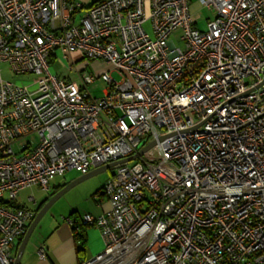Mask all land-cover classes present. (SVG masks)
Wrapping results in <instances>:
<instances>
[{
  "label": "built area",
  "instance_id": "2783aa9c",
  "mask_svg": "<svg viewBox=\"0 0 264 264\" xmlns=\"http://www.w3.org/2000/svg\"><path fill=\"white\" fill-rule=\"evenodd\" d=\"M198 1L206 30L193 0H0V264L35 215L21 189L106 164L79 264H264V0ZM75 50L113 69L60 77Z\"/></svg>",
  "mask_w": 264,
  "mask_h": 264
},
{
  "label": "crops",
  "instance_id": "0c3cea01",
  "mask_svg": "<svg viewBox=\"0 0 264 264\" xmlns=\"http://www.w3.org/2000/svg\"><path fill=\"white\" fill-rule=\"evenodd\" d=\"M78 1L89 5L95 0ZM68 182L70 181L58 184L53 180L51 189L46 190L50 191V193L44 200H48L53 192H57ZM103 187L104 185L99 190H91L89 194L78 189L75 191L73 190L70 194L68 193L67 196H65L62 204H54L51 207L53 211H49L46 221H43L44 224L42 229H39V232L36 233L31 248L27 247L20 264H79L84 259L103 250L105 241L101 230L93 224L84 222V217L87 213L98 216L110 209V201ZM33 197V200L30 199V196L28 197V201L33 202L32 205L30 203H21L17 201V198L15 203L28 208L32 206V210L36 213L43 200L36 199L35 195ZM80 224L84 225L86 237L83 250L78 249L80 244L75 237V232L79 230ZM44 230H46V232ZM41 232L48 234L43 238V241L41 240ZM19 243L20 239L16 241L14 246V254L17 253ZM40 243H43L47 247V255L44 258L40 256L37 250V246Z\"/></svg>",
  "mask_w": 264,
  "mask_h": 264
},
{
  "label": "rangeland",
  "instance_id": "374dc122",
  "mask_svg": "<svg viewBox=\"0 0 264 264\" xmlns=\"http://www.w3.org/2000/svg\"><path fill=\"white\" fill-rule=\"evenodd\" d=\"M191 12L194 15H197V14L200 15V19L198 20V26L201 30H206L208 28V17L213 16L215 14V12L212 9L202 6L198 0H193V3L191 4ZM178 34H180V30H177L176 33L172 35V37L176 40ZM71 65L72 67H70ZM79 68H84L85 71L94 72L95 74L100 75L104 71L113 69V66L102 60H90L89 58H85L84 53L81 50H75L74 52H72V54H70L69 61L63 55H58L54 57L52 60V69L60 77L65 78L67 80L77 81L80 84H82ZM112 73H113V76H115L116 78H120L117 72H112ZM8 79L13 82H17V83H23V82L31 83V81L34 79V76L32 74L26 73L22 75L8 77ZM103 88H104V82L101 79H98L95 84L89 86V89L97 97H100L103 95ZM18 146L19 145H16V148H18ZM114 172H115V169L108 168L105 171L97 173L83 180L82 182L74 186L72 189L67 191L54 204H62L64 202L65 196H67L68 193L70 194L73 190L75 191L76 189L81 190L86 194H89L91 190L96 191V190L101 189V187L105 185L106 181H108L109 178L112 177ZM80 175L82 174L79 173L78 171L74 169H70L64 175L56 177L55 182L58 184H61L65 181H72L74 178H77ZM49 193L50 191H46L39 185L29 186L19 192L17 201L21 203H30L32 205L33 202L28 201L29 196L35 195L36 199L42 201L45 198H47ZM31 207L32 206H30L29 208ZM50 210L53 211V208H50ZM47 216H45V219L43 218L41 222L46 221ZM38 230L39 229L37 228L36 231L34 232L28 244V248H31L33 244L32 241L35 240L34 239L35 235L37 232H39ZM44 231L46 232V230ZM45 232L43 233L41 232L40 234L42 241L44 240L43 238L48 235Z\"/></svg>",
  "mask_w": 264,
  "mask_h": 264
},
{
  "label": "water",
  "instance_id": "95a60500",
  "mask_svg": "<svg viewBox=\"0 0 264 264\" xmlns=\"http://www.w3.org/2000/svg\"><path fill=\"white\" fill-rule=\"evenodd\" d=\"M93 3V2H92ZM155 142H152L146 146H144L142 149L139 150L138 153H136L135 155L129 157L128 159H134L136 157H138L139 155H141L145 150H147L149 147H151ZM111 168V164H106V165H102V166H98L92 170H90L88 173L86 174H82L80 176H78L77 178H75L74 180L68 182L67 184H65L63 187H61L57 192H55L53 195H51L48 200H43V202H41V204L39 205L32 221L30 222L25 234L22 236V238H20V243L18 246V250L16 253V261L15 264H20L21 263V259L28 247V244L34 234V232L36 231V229H42L43 227V222L42 219L45 218V216H47V214L50 211V208L53 206V204L61 197L63 196L67 191H69L71 188H73L75 185H77L78 183L82 182L83 180L97 174L100 173L102 171H105L106 169Z\"/></svg>",
  "mask_w": 264,
  "mask_h": 264
},
{
  "label": "trees",
  "instance_id": "16d2710c",
  "mask_svg": "<svg viewBox=\"0 0 264 264\" xmlns=\"http://www.w3.org/2000/svg\"><path fill=\"white\" fill-rule=\"evenodd\" d=\"M96 1L97 0H95L94 2H96ZM53 194H54V192L51 195H53ZM13 204L15 206H18L15 202H13ZM75 237L79 241V244H80L78 249L79 250L80 249L83 250L84 247H85V242H86V237H85V233H84V225L83 224L79 225V230H76Z\"/></svg>",
  "mask_w": 264,
  "mask_h": 264
}]
</instances>
